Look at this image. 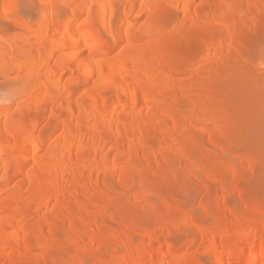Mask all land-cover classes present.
Instances as JSON below:
<instances>
[{
  "label": "bare ground",
  "instance_id": "6f19581e",
  "mask_svg": "<svg viewBox=\"0 0 264 264\" xmlns=\"http://www.w3.org/2000/svg\"><path fill=\"white\" fill-rule=\"evenodd\" d=\"M24 1L0 0V264H264V189L241 187L264 0Z\"/></svg>",
  "mask_w": 264,
  "mask_h": 264
},
{
  "label": "rangeland",
  "instance_id": "374dc122",
  "mask_svg": "<svg viewBox=\"0 0 264 264\" xmlns=\"http://www.w3.org/2000/svg\"><path fill=\"white\" fill-rule=\"evenodd\" d=\"M34 1L35 0H25L24 2H23V8L25 7H27V8H29V10H34L32 7H33V4L34 5H36L35 3H34ZM37 6V5H36ZM35 7V6H34ZM24 8V9H25ZM26 10V9H25ZM123 44H121L120 46H118V47H116V48H114V51H117V50H119L120 48H121V46H122ZM262 47L264 46V45H261ZM262 47L260 48V49H262ZM261 68H263V69H261ZM259 71H261V72H263L264 71V66H261L260 67V69H259ZM194 72V71H193ZM261 72H259V73H261ZM57 112H59V111H57ZM57 114H59V113H57ZM264 159V158H263ZM260 162H262V163H260ZM264 162H263V160L261 159V161H259V164H257V165H255L254 166V168H252V170H249L248 171V173L249 174H252V175H249L248 173H246L245 175H244V177H241V178H243L244 179V181H241L242 179H240L239 181H241L240 183L242 184L241 185V187H248V189H251V193H253L254 195H258V193H260V189H264V185H263V183H260V182H262V180H263V182H264V169H262V167L264 168V166H261V165H264L263 164ZM260 166V167H259ZM258 169V170H257ZM261 170H263V171H261ZM251 171H253V172H251ZM261 173H262V175H261ZM245 176H248V177H245ZM256 178V179H255ZM258 178V179H257ZM256 183V184H254L253 185V183ZM244 184L246 185V186H244ZM247 184H248V186H247ZM249 184H251V185H253V186H250ZM260 184H261V188H259L260 187ZM256 186V187H255ZM259 186V187H258ZM259 188V189H258ZM254 190H256V191H254ZM259 190V191H258ZM186 191V192H185ZM184 192H182L183 193V195H182V197H183V199H187L189 196L192 198H189L191 201H192V208H193V210H195L194 212L196 213V214H198V215H201L202 214V210H200V208H202V206H201V202L205 199L206 200V196H203V199H201V197H202V192H201V195H200V192H197V194L195 193L194 195H192L191 193H187V190H185ZM255 192H258V193H255ZM261 192H264V191H261ZM199 193V194H198ZM190 194V195H189ZM243 194H245V196H247L248 194H246V193H242V196H244ZM187 195H189V196H187ZM204 195V194H203ZM236 195H238V196H236ZM241 195V194H240ZM240 195L238 194V192L236 193H234L233 192V194H232V196L231 197H234V199L233 198H231L233 201L235 200V202L236 201H238V200H236V199H239L240 198ZM195 196V197H194ZM241 196V197H242ZM244 196V197H245ZM185 197V198H184ZM204 197H206V198H204ZM199 200H201L200 202H199ZM238 203V202H237ZM127 206H130L129 208H131V210H133L135 207H136V205L135 204H133V202H131V201H128L127 202V204H126ZM133 206H134V208H133ZM199 206H200V208H199ZM134 210H138L140 213L138 214V216H136V217H139V219H142V218H144V219H142L141 221L143 222V224H145V222L147 221H149V220H151L150 218H152L153 217V215H151V213H148V212H146V211H143V212H141L139 209H134ZM132 212H135V211H132ZM144 212H146V213H144ZM138 213V212H137ZM136 213V214H137ZM141 213H144V214H141ZM148 213V215H146ZM201 213V214H200ZM135 214V213H134ZM143 215V216H142ZM147 216V217H146ZM151 216V217H150ZM147 219V220H146ZM185 232V231H184ZM172 234H174L173 235V237H172ZM171 234V237L172 238H174V237H176V239H177V241H178V239H181L182 241L185 239V235L186 234H184L183 232L182 233H176V232H173ZM182 236V237H181ZM175 240V239H174ZM180 240V241H181ZM179 242V241H178ZM198 246V245H197ZM196 245H193L192 247H190V249L191 250H193L195 253H198L199 255H200V257H201V259L203 260H201L203 263H207V264H216V259H214L213 257H214V255H211V256H209L211 253H209L207 250H205V249H203V248H200V247H197ZM202 250L204 251V252H202ZM197 251V252H196ZM200 252H202V253H200ZM204 254V255H203ZM198 255V256H199ZM208 255V256H207ZM197 256V257H198ZM200 257H198V259H200ZM203 257V258H202ZM206 257H208V259H206ZM210 257H212V258H210ZM214 259V260H213Z\"/></svg>",
  "mask_w": 264,
  "mask_h": 264
}]
</instances>
